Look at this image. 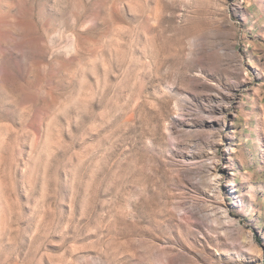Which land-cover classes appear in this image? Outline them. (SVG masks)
Returning <instances> with one entry per match:
<instances>
[{"label":"rangeland","instance_id":"1","mask_svg":"<svg viewBox=\"0 0 264 264\" xmlns=\"http://www.w3.org/2000/svg\"><path fill=\"white\" fill-rule=\"evenodd\" d=\"M0 264H264V0H0Z\"/></svg>","mask_w":264,"mask_h":264},{"label":"bare ground","instance_id":"2","mask_svg":"<svg viewBox=\"0 0 264 264\" xmlns=\"http://www.w3.org/2000/svg\"><path fill=\"white\" fill-rule=\"evenodd\" d=\"M184 40H182L183 42ZM181 46L183 49H188L190 47V43L188 41H185V43H181Z\"/></svg>","mask_w":264,"mask_h":264}]
</instances>
